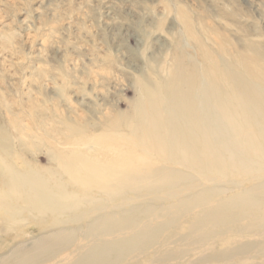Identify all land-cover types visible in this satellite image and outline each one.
Wrapping results in <instances>:
<instances>
[{
	"label": "rangeland",
	"instance_id": "1",
	"mask_svg": "<svg viewBox=\"0 0 264 264\" xmlns=\"http://www.w3.org/2000/svg\"><path fill=\"white\" fill-rule=\"evenodd\" d=\"M237 48L246 54L255 48L264 53V0H0V141L11 137L21 143L13 149L17 159L23 155L35 165L48 166L50 140H61L75 126L66 127L65 120L98 123V131L91 127L86 138L94 153L86 151L96 158L147 170L173 165L158 153L139 151L136 143L117 145L120 137L103 134L101 120L127 112L141 92L142 73L163 79L154 68L170 67L175 54L198 61L211 55L209 66L224 68L228 51ZM206 120L200 119L199 126ZM20 136L27 140L19 143ZM10 158L0 148V160L18 163ZM259 171L264 175V168ZM229 172L222 176L205 171L213 185L227 187L220 195L209 194L240 215L231 221L234 231L215 229L204 244L180 241L189 226L205 222L198 216L201 209L195 208L163 233L153 250L124 254L114 264H264V200L254 201L243 191L260 180ZM1 186L0 193H6ZM171 192L166 188L153 194L169 197ZM118 204L121 198L107 210ZM51 223L50 216H11L0 205V264H10L19 245L28 248Z\"/></svg>",
	"mask_w": 264,
	"mask_h": 264
},
{
	"label": "bare ground",
	"instance_id": "2",
	"mask_svg": "<svg viewBox=\"0 0 264 264\" xmlns=\"http://www.w3.org/2000/svg\"><path fill=\"white\" fill-rule=\"evenodd\" d=\"M198 48L205 51L203 44ZM255 50L228 51L224 68L209 66L211 55L198 61L175 54L173 65L154 68L163 79L142 73L141 92L127 112L101 120L103 134L120 137L117 145L136 143L139 151L158 153L173 165L147 170L96 158L86 138L91 127L98 131V123L65 120L66 127L75 126L62 133L61 140H50L48 166L13 155V149L27 140L25 135L19 137L20 145L11 137L0 141L10 161L18 162L0 160L1 187L7 191L0 193V205L11 216L26 212L33 218L50 216L52 221L36 242L28 248L19 245L9 255L10 264H114L124 254L153 250L160 236L195 208L201 209L198 216L205 222L189 226L180 241L204 244L215 229L234 231L231 221L240 215L209 194L220 195L227 187L213 185L205 171L250 175L260 183L243 191L254 201L264 200V175L259 171L264 168V59L259 61L264 53ZM200 119H207L204 128ZM202 139L207 140L203 145ZM166 188L172 189L171 196L153 194ZM144 191L149 194L140 197ZM131 193L135 196L124 197ZM120 198L122 205L107 210Z\"/></svg>",
	"mask_w": 264,
	"mask_h": 264
}]
</instances>
